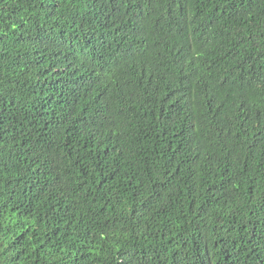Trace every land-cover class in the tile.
Wrapping results in <instances>:
<instances>
[{"label": "trees", "instance_id": "trees-1", "mask_svg": "<svg viewBox=\"0 0 264 264\" xmlns=\"http://www.w3.org/2000/svg\"><path fill=\"white\" fill-rule=\"evenodd\" d=\"M0 264H264V0H0Z\"/></svg>", "mask_w": 264, "mask_h": 264}]
</instances>
